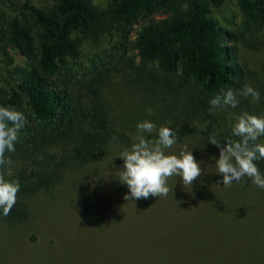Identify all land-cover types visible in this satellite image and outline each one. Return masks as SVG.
<instances>
[{
    "label": "trees",
    "instance_id": "16d2710c",
    "mask_svg": "<svg viewBox=\"0 0 264 264\" xmlns=\"http://www.w3.org/2000/svg\"><path fill=\"white\" fill-rule=\"evenodd\" d=\"M235 2L241 16L237 33L224 29L213 17V9L224 0H111L107 11L92 0H0L10 11L0 23V56L10 67L0 77V105L11 106L26 117L15 152L5 153L12 163L0 169L6 179L20 183L17 203L9 215L4 216L0 209V228L27 222L33 201L36 206L38 199H46L53 206L77 188L75 181L88 171L112 165L120 178L124 163L120 153L131 147L137 132L131 133L135 135L132 139L122 135L119 115L106 91L115 72L119 75L117 64L128 52L132 54L126 59L129 68L134 70L138 59L141 72L155 71L177 88L195 90L201 105L222 90L237 92L242 75L228 41L262 29L264 0ZM137 25L140 29L134 32ZM108 37L117 39L118 61L111 62L112 55L98 52L82 59L85 41L99 45ZM9 51L22 61L14 64ZM170 103L179 120L184 111L201 123L198 108L181 99ZM227 123L224 121L218 135L211 127L201 129L196 124L172 127L177 143L168 151L178 154L193 142L207 152L214 151L209 158L215 166L220 147L210 143V137L215 136L221 146H226L228 138L239 139L232 135L234 124ZM260 141L264 142V136ZM191 151L202 168L192 187L209 197L200 201L199 210L198 199L187 192L197 210H169L171 205L180 208L184 203L179 198L188 196L183 191L192 189L172 176L164 201L158 196L144 199L150 208L144 210L140 204L135 213L136 220L144 222L133 231L137 241L132 264H264V238L256 241L258 235L264 237V210H251L256 203L264 209V189L247 177L223 186L216 166L200 161L202 152ZM256 163L264 174V159ZM9 170L11 177L7 176ZM124 188L128 186L124 184ZM203 206L217 210H204ZM158 215L165 225L156 223ZM147 234L164 235L166 241L148 243L142 240Z\"/></svg>",
    "mask_w": 264,
    "mask_h": 264
},
{
    "label": "rangeland",
    "instance_id": "374dc122",
    "mask_svg": "<svg viewBox=\"0 0 264 264\" xmlns=\"http://www.w3.org/2000/svg\"><path fill=\"white\" fill-rule=\"evenodd\" d=\"M92 1L102 11H107L111 2V0ZM8 12H10L8 8L1 4L0 23ZM213 17L228 31L237 33L240 28L241 16L235 0H224L221 7L213 9ZM139 29L140 25H137L134 32ZM240 35L241 38L238 40L228 41V46L233 48L234 64L242 75L237 92L245 84H250L260 93L258 103L253 102L250 96L247 98L238 96L239 104L235 109L230 106L213 108L210 99H205L204 104L201 105L195 90L177 88L166 78L157 76L158 73L155 71L152 74L141 72L137 69L138 59L134 61L136 65L133 66L134 70L129 68V61L127 62L126 59L132 54L128 52L123 56V62L117 64L120 67L117 71L119 75L115 72L113 81L106 91V98L113 103L119 115V131L122 135H130L132 139L136 135L138 123L146 120L153 122L157 128L161 126L179 128L187 124H196L201 129L211 127L218 135L220 127L224 126V121L228 120L227 124L231 126L235 124L236 115L243 112L264 114V26L259 31H246ZM115 41H117L115 37L103 39L99 45L89 40L85 41L82 59L91 58L93 53L98 52L106 56L112 55L110 60L115 63L119 60ZM9 53L14 55V64L22 61L14 52L9 51ZM8 68L10 67L7 66V60L0 56V77L7 74ZM124 72L126 76H121L120 74ZM173 97L198 108L200 111L198 114L203 115L201 123L198 124L196 119L192 120L191 114L184 111L179 120L175 107L170 103ZM133 131L134 136L131 134ZM155 134V132L145 133V136L155 137ZM186 146L184 149L187 148L189 151L202 152L200 155L196 154L199 155L200 161H208L214 166L213 160L209 158L213 157L214 151L207 152L208 150H203L200 145L193 142ZM218 155L220 156V151ZM212 171L215 173L213 168ZM211 173L210 170L209 178H212ZM117 176L113 166L106 165L98 170L86 172L81 179L75 181L78 184L77 188H73L65 198L57 199L53 206L49 205L46 199H38L36 206L33 201L34 208L27 222L11 229L0 228V264H132L133 246L137 241L133 231L134 228L141 227L144 222V220H136L135 213L141 208L138 206L140 204H144L142 207L144 210L150 206L145 205L144 199L125 200L124 196L129 193V189L124 188V184ZM185 188H192L190 191L187 189L186 192L182 191L186 195L189 194L187 192H192L198 199L197 203L201 210L200 201L207 199L208 195H201L192 186ZM160 199L165 200L164 196ZM179 201L184 203L181 205L175 203L176 206L180 205V208L171 205L169 210L198 208L190 204V195L185 198L180 197ZM203 209L217 210L212 206H203ZM251 210L264 209L256 203ZM155 221L158 225H165L161 215H158ZM161 236L164 238L147 234L142 240L148 243L165 242L166 237ZM262 238L264 237L258 235L256 241Z\"/></svg>",
    "mask_w": 264,
    "mask_h": 264
},
{
    "label": "clouds",
    "instance_id": "9594fccd",
    "mask_svg": "<svg viewBox=\"0 0 264 264\" xmlns=\"http://www.w3.org/2000/svg\"><path fill=\"white\" fill-rule=\"evenodd\" d=\"M238 96L251 97L258 103L260 93L250 84H245L239 92L231 89L215 95L210 104L213 108L230 106L235 109L239 104ZM151 114V109L148 110ZM232 126V135L239 139H226V146H221L215 136L209 142L220 147V156L216 160L217 173L222 175L223 186L229 187L233 182H240L247 177L252 184L264 189V174L256 161L264 159V114L256 115L243 112L236 115ZM26 117L23 112L11 106L0 105V169L11 165L6 152H15V144L20 139V131L25 127ZM156 133L149 139L145 133ZM130 148L124 149L120 156L124 163L119 171L120 181L126 184L129 193L124 196L127 201L159 198L167 196L170 188L168 180L172 176L182 179L185 187L192 186L202 174L201 162L197 161L192 151L187 148L178 154L168 149L177 143L176 133L169 126H157L151 121H143L137 125V134ZM9 170L7 176L11 177ZM20 183L15 179H6L5 172L0 171V209L7 216L17 203Z\"/></svg>",
    "mask_w": 264,
    "mask_h": 264
}]
</instances>
